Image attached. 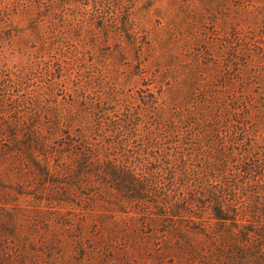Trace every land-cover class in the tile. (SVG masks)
Returning a JSON list of instances; mask_svg holds the SVG:
<instances>
[{
	"label": "rangeland",
	"instance_id": "374dc122",
	"mask_svg": "<svg viewBox=\"0 0 264 264\" xmlns=\"http://www.w3.org/2000/svg\"><path fill=\"white\" fill-rule=\"evenodd\" d=\"M113 1L0 0V264H264V0Z\"/></svg>",
	"mask_w": 264,
	"mask_h": 264
},
{
	"label": "trees",
	"instance_id": "16d2710c",
	"mask_svg": "<svg viewBox=\"0 0 264 264\" xmlns=\"http://www.w3.org/2000/svg\"><path fill=\"white\" fill-rule=\"evenodd\" d=\"M63 2L70 3L75 2V0H32L33 6L36 7L38 12H55ZM83 4V1H77ZM107 0H91V7L97 9L99 6H104ZM41 3V5H39ZM131 0H115L111 6L112 11L116 17V24L119 28L124 27L126 21L136 14L135 9L130 8ZM100 27L106 28V26L100 23ZM264 65V62H263ZM91 156V152L84 155ZM98 163H100L98 161ZM101 166V164H100ZM98 170L102 175H107L105 177L111 179L114 182V187L121 191L129 200L135 201H146L157 208L158 213L166 216L170 215H191L192 212L189 210V203L199 202V199L189 196L184 199H175L171 195L163 194L160 196V192L151 183H147L138 179L133 172L122 166H117L111 164L110 162H105L102 164L101 168ZM184 176V174H183ZM121 188L124 191L120 190ZM214 210L216 215L222 213L221 202L214 200Z\"/></svg>",
	"mask_w": 264,
	"mask_h": 264
}]
</instances>
